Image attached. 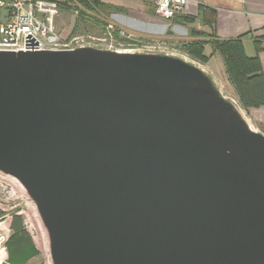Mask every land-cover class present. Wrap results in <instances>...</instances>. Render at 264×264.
Wrapping results in <instances>:
<instances>
[{"label": "water", "instance_id": "water-1", "mask_svg": "<svg viewBox=\"0 0 264 264\" xmlns=\"http://www.w3.org/2000/svg\"><path fill=\"white\" fill-rule=\"evenodd\" d=\"M0 171L52 264H264V133L181 57L0 50Z\"/></svg>", "mask_w": 264, "mask_h": 264}, {"label": "rangeland", "instance_id": "rangeland-1", "mask_svg": "<svg viewBox=\"0 0 264 264\" xmlns=\"http://www.w3.org/2000/svg\"><path fill=\"white\" fill-rule=\"evenodd\" d=\"M49 1L53 7L48 18L67 43V47L91 46L118 51L170 54L191 61L209 73V46L205 49L207 59L203 61L188 55L182 45L184 41L192 39L187 29L181 28L180 33L179 30L169 27L170 20H163L149 10L151 7L149 0H103L110 3L113 1L114 4L123 6L125 10L123 12L94 10L83 12L84 14L74 0ZM210 65L218 66L217 58H211ZM210 76L215 78V84L221 93L236 105L244 117L245 112L237 99L225 93L222 84L213 73ZM257 131L262 132L260 129ZM14 213L22 215L32 239V245L26 247L20 257L19 255L9 257V250L5 244L11 235L9 222ZM0 264H52L47 231L34 202L15 177L2 171H0Z\"/></svg>", "mask_w": 264, "mask_h": 264}, {"label": "trees", "instance_id": "trees-1", "mask_svg": "<svg viewBox=\"0 0 264 264\" xmlns=\"http://www.w3.org/2000/svg\"><path fill=\"white\" fill-rule=\"evenodd\" d=\"M74 1L80 6L82 13H88V11L91 12L94 10H112L114 12H123L125 10L123 6L103 0ZM200 10L203 20L207 23H212V11L202 5L200 6ZM191 19L193 20L191 17H182L179 13H176L169 20L170 22L182 24ZM188 33L190 36H201L202 39L184 41L182 45L185 52L201 61L205 60V58L207 59L205 46H210L213 53H218L222 59L227 80L232 86L235 98L242 109L264 107V77L259 59L257 56L246 55L240 37L234 39L206 38L209 34L195 28H189ZM9 229L11 230V235L5 242L9 250V257H16L18 255L20 257L22 251L32 245V239L21 214L14 213L11 216Z\"/></svg>", "mask_w": 264, "mask_h": 264}, {"label": "crops", "instance_id": "crops-1", "mask_svg": "<svg viewBox=\"0 0 264 264\" xmlns=\"http://www.w3.org/2000/svg\"><path fill=\"white\" fill-rule=\"evenodd\" d=\"M112 3H115L111 1ZM212 11V23L203 20L200 6ZM151 7H149V10ZM182 17H191L188 22H171L169 27L181 30L195 28L209 34L206 38L234 39L240 37L244 51L248 56H257L264 77V0H186L179 13ZM181 33V31H180ZM189 35V33H188ZM190 36V35H189ZM191 40L202 39L201 36H190ZM208 45V44H206ZM207 46H205L206 49ZM209 73H213L222 84L225 93L235 97L232 86L227 80L221 57L213 53L209 46ZM217 58V65H210L211 58ZM212 77V76H211ZM216 83L215 78H212ZM221 91V90H220ZM245 120L252 129L264 133V107L243 109Z\"/></svg>", "mask_w": 264, "mask_h": 264}, {"label": "built area", "instance_id": "built-area-1", "mask_svg": "<svg viewBox=\"0 0 264 264\" xmlns=\"http://www.w3.org/2000/svg\"><path fill=\"white\" fill-rule=\"evenodd\" d=\"M152 12L163 20L180 13L186 0H149ZM49 0H0V50L68 49L49 16ZM118 51V50H117Z\"/></svg>", "mask_w": 264, "mask_h": 264}]
</instances>
